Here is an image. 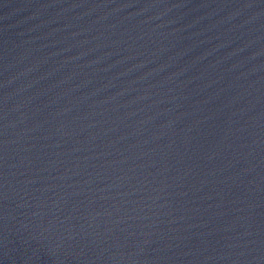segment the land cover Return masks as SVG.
Returning <instances> with one entry per match:
<instances>
[{
	"label": "water",
	"instance_id": "95a60500",
	"mask_svg": "<svg viewBox=\"0 0 264 264\" xmlns=\"http://www.w3.org/2000/svg\"><path fill=\"white\" fill-rule=\"evenodd\" d=\"M0 264H264V0H0Z\"/></svg>",
	"mask_w": 264,
	"mask_h": 264
}]
</instances>
